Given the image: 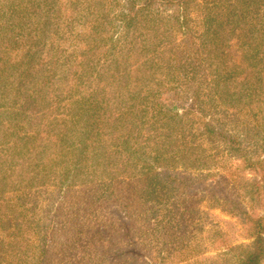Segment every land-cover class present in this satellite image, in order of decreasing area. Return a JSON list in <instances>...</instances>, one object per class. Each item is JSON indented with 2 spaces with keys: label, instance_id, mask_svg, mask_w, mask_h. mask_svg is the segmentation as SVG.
Here are the masks:
<instances>
[{
  "label": "trees",
  "instance_id": "16d2710c",
  "mask_svg": "<svg viewBox=\"0 0 264 264\" xmlns=\"http://www.w3.org/2000/svg\"><path fill=\"white\" fill-rule=\"evenodd\" d=\"M0 264H264V0H0Z\"/></svg>",
  "mask_w": 264,
  "mask_h": 264
},
{
  "label": "rangeland",
  "instance_id": "374dc122",
  "mask_svg": "<svg viewBox=\"0 0 264 264\" xmlns=\"http://www.w3.org/2000/svg\"><path fill=\"white\" fill-rule=\"evenodd\" d=\"M75 28H77L76 25H75L74 29H75ZM73 44H74V43H72V45H73ZM225 219H226V220H229V221H233V219H231L230 217H228V218L225 217ZM56 255H57V258H59V254L56 253Z\"/></svg>",
  "mask_w": 264,
  "mask_h": 264
}]
</instances>
